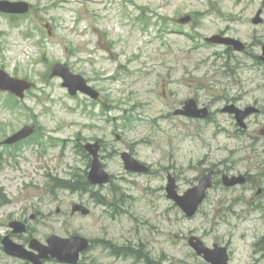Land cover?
<instances>
[{
	"label": "rangeland",
	"instance_id": "1",
	"mask_svg": "<svg viewBox=\"0 0 264 264\" xmlns=\"http://www.w3.org/2000/svg\"><path fill=\"white\" fill-rule=\"evenodd\" d=\"M7 1L28 2L31 11L19 18L0 12V66L35 87L21 102L0 94V143L25 126L37 131L16 146L0 144V264H27L2 250L13 221L27 225L12 238L24 245L53 235L88 238L94 248L80 264H143L114 256L106 244L141 250L148 264H207L189 246L192 236L228 246L230 264H264V195L221 182L224 174L252 171L264 187V64L257 59L264 22H252L264 0ZM214 35L240 40L247 52L207 43ZM56 63L85 77L100 99L71 97L51 77ZM191 98L211 109L210 120L175 115ZM229 104L262 114L240 132L220 110ZM98 141L113 182L93 190L109 205L54 186L85 177L91 160L83 148ZM123 152L150 172H127ZM213 166L220 171L215 188L188 219L167 199V177L177 178L182 194ZM81 202L89 217L71 215Z\"/></svg>",
	"mask_w": 264,
	"mask_h": 264
},
{
	"label": "water",
	"instance_id": "2",
	"mask_svg": "<svg viewBox=\"0 0 264 264\" xmlns=\"http://www.w3.org/2000/svg\"><path fill=\"white\" fill-rule=\"evenodd\" d=\"M0 10L9 14H25L29 11V5L24 2L11 3L7 1H0ZM261 12L258 13L257 17L254 19V23H260ZM189 19H187L188 21ZM212 43L232 45L238 51L244 50V45L230 38H223L220 36H215L208 40ZM262 60L264 61V48ZM52 76H60L63 78V86L68 89L71 95H76L78 92L90 96L92 99L97 100L99 94L97 91L89 87L85 80L79 76L73 74L68 68L64 67L61 64H57L52 69ZM32 84L24 80H18L10 77L5 71L0 69V90L9 91L21 99L25 97V91L30 90ZM223 112H228L235 114L236 120L241 127L245 128L244 120L253 113L258 112L256 108L250 107L245 111L237 109L235 106H229L223 110ZM203 113V115H200ZM177 114L186 115L188 117H206L207 110L199 111L196 108V103L193 100H190L186 103L184 111L177 112ZM31 134V130L24 128L22 131L16 135L9 138L5 143L13 144L18 141L23 140ZM86 149L93 156V162L91 171L88 175V180L94 185H102L110 181L109 174L104 170L103 164L99 158V145H87ZM125 167L127 170L135 172H147L148 169L137 162L130 154L125 153L122 156ZM212 174L206 175L195 188L190 189L185 193L184 196H180L177 192L176 181L174 178L169 177V185L167 186L168 198L174 200L177 205L183 210V212L188 217H193L199 210V206L203 203L207 190L212 186ZM242 178L228 176L224 177V184L227 187L235 186L238 183H241ZM82 211L84 215H88L89 211L83 206L74 205L73 212ZM14 232L17 234L24 233L25 227L20 222H15L12 225ZM191 247L197 252L199 256H203L204 259L210 264H228L229 255L228 249L226 247H220L215 245L214 249L206 248L201 240L196 237H193L189 241ZM4 250L7 254L23 258L31 261L33 264H41L42 259H49V255L53 258L58 259L60 262H65L68 264H77L80 259V253L85 251L89 243L86 239L75 236L69 239H63L57 236L51 237L47 241V246L41 244L37 240L31 242V248L33 250L40 251V255L36 256L35 254L28 252L23 246L14 243L9 237H6L3 240Z\"/></svg>",
	"mask_w": 264,
	"mask_h": 264
},
{
	"label": "flooded vegetation",
	"instance_id": "3",
	"mask_svg": "<svg viewBox=\"0 0 264 264\" xmlns=\"http://www.w3.org/2000/svg\"><path fill=\"white\" fill-rule=\"evenodd\" d=\"M262 114V110L260 109V112L257 115H261ZM210 117V115H209ZM247 129L245 131H240V132H246ZM263 135H264V131H263ZM262 135V136H263ZM254 153H257L255 151H253ZM261 165L263 166V161L261 162ZM210 170H214V180H215V184L220 176V171H218L214 166L212 168H209V169H206L204 171V174L205 175L206 173H208ZM228 174V173H227ZM231 175V174H230ZM235 175V174H233ZM237 176H242V179H241V185H239V187H243L245 188V190H250V191H253V190H256L257 191V196H262L264 195V187H261V175H258V173H254L252 171H248V172H245V173H238L236 174ZM264 176V173L262 174V177ZM246 204H250L253 201V198H249L248 200L246 199V196L244 195L243 197V200ZM250 205H253V204H250ZM66 214V213H65Z\"/></svg>",
	"mask_w": 264,
	"mask_h": 264
},
{
	"label": "trees",
	"instance_id": "4",
	"mask_svg": "<svg viewBox=\"0 0 264 264\" xmlns=\"http://www.w3.org/2000/svg\"><path fill=\"white\" fill-rule=\"evenodd\" d=\"M57 184L59 185V188H69L70 190H78V189H83L85 191L89 190V186L88 183L86 182L84 177H77V179L75 178L74 181H70L68 183H65V181H60L57 182Z\"/></svg>",
	"mask_w": 264,
	"mask_h": 264
}]
</instances>
